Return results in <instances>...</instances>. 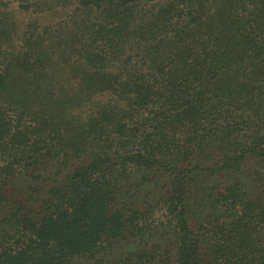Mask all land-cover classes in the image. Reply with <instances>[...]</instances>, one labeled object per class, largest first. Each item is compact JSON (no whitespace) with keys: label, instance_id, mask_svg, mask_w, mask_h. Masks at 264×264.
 Segmentation results:
<instances>
[{"label":"trees","instance_id":"trees-1","mask_svg":"<svg viewBox=\"0 0 264 264\" xmlns=\"http://www.w3.org/2000/svg\"><path fill=\"white\" fill-rule=\"evenodd\" d=\"M0 264H264V0H0Z\"/></svg>","mask_w":264,"mask_h":264},{"label":"rangeland","instance_id":"rangeland-1","mask_svg":"<svg viewBox=\"0 0 264 264\" xmlns=\"http://www.w3.org/2000/svg\"><path fill=\"white\" fill-rule=\"evenodd\" d=\"M16 15H17V18H19V20H21V22L24 26V24L26 23V18L24 17V15L21 13H16Z\"/></svg>","mask_w":264,"mask_h":264}]
</instances>
